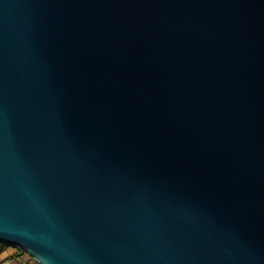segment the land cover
I'll return each mask as SVG.
<instances>
[{"label":"water","instance_id":"water-1","mask_svg":"<svg viewBox=\"0 0 264 264\" xmlns=\"http://www.w3.org/2000/svg\"><path fill=\"white\" fill-rule=\"evenodd\" d=\"M0 242L264 264V0H0Z\"/></svg>","mask_w":264,"mask_h":264},{"label":"rangeland","instance_id":"rangeland-1","mask_svg":"<svg viewBox=\"0 0 264 264\" xmlns=\"http://www.w3.org/2000/svg\"><path fill=\"white\" fill-rule=\"evenodd\" d=\"M4 250L8 251V254L11 258H13L15 261H14V264L15 262L16 263H22V264H27L25 262V260H29L30 262L33 261V257L29 256L28 253H23L20 257H17L15 256L16 252H17V249L13 246H9V247H6ZM2 261H4V255L1 254L0 252V264L2 263Z\"/></svg>","mask_w":264,"mask_h":264},{"label":"built area","instance_id":"built-area-1","mask_svg":"<svg viewBox=\"0 0 264 264\" xmlns=\"http://www.w3.org/2000/svg\"><path fill=\"white\" fill-rule=\"evenodd\" d=\"M29 256H31L30 254H29ZM32 257V256H31ZM21 258H22V256H21ZM25 262L27 263V264H40L36 259H34L33 258V261H27V260H25ZM1 264H14V260H13V258H11L9 255L8 256H6V257H4V261H2V263ZM18 264H22V263H18Z\"/></svg>","mask_w":264,"mask_h":264},{"label":"trees","instance_id":"trees-1","mask_svg":"<svg viewBox=\"0 0 264 264\" xmlns=\"http://www.w3.org/2000/svg\"><path fill=\"white\" fill-rule=\"evenodd\" d=\"M9 246H13L17 249V252L15 254V256L17 257H20L23 253H25V251L21 249L20 247L12 245V244L4 243V242H0V252H2L6 247H9Z\"/></svg>","mask_w":264,"mask_h":264},{"label":"crops","instance_id":"crops-1","mask_svg":"<svg viewBox=\"0 0 264 264\" xmlns=\"http://www.w3.org/2000/svg\"><path fill=\"white\" fill-rule=\"evenodd\" d=\"M1 254L4 255V257H6V256H8V255H7V254H8V251L3 250V251L1 252ZM13 260H14V259H13ZM14 261H15V260H14ZM15 264H18V263L15 262Z\"/></svg>","mask_w":264,"mask_h":264}]
</instances>
